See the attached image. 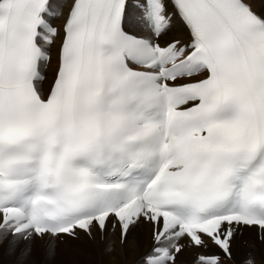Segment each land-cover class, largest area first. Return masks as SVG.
Instances as JSON below:
<instances>
[{"label":"snow or ice","instance_id":"6c2138e0","mask_svg":"<svg viewBox=\"0 0 264 264\" xmlns=\"http://www.w3.org/2000/svg\"><path fill=\"white\" fill-rule=\"evenodd\" d=\"M141 225L136 264H264V0H0V246Z\"/></svg>","mask_w":264,"mask_h":264},{"label":"bare ground","instance_id":"6f19581e","mask_svg":"<svg viewBox=\"0 0 264 264\" xmlns=\"http://www.w3.org/2000/svg\"><path fill=\"white\" fill-rule=\"evenodd\" d=\"M62 23H63L62 20H57L56 21L57 25H60ZM172 35L173 36H179V37H182V38H186L182 31L174 32ZM169 38H172V37H169ZM57 43H59V42H57ZM55 51L56 50L53 49V55L54 56H55ZM113 239H114V242H115L114 250L111 253L108 252L107 261L110 264H112V262L116 258H118V255H120L121 260H122V264H126L128 262V260L130 259V255H133L136 258V261H137L140 252L142 251L143 248H145L148 245V243L150 241V233H149V229H148V227L146 225H141L140 228L137 229L135 231V233L132 235V237L130 239V243H129V245L127 247L122 246L121 243H120L119 229H117V232H116L115 236L113 237ZM77 241L81 242V243H84V246L78 244ZM105 248H106L105 243H102L100 241L99 237L97 238V240L95 242L89 241L85 237H81L80 240H76V241L66 239L64 244H61L59 246V252H62V253L66 254L67 251H68L70 259H67L69 257L66 258L68 260V261H66L67 264H82L87 258V254H88V250L87 249H94L93 255L95 256V253H96L97 257L99 259H101L103 254L105 252H107L105 250ZM6 249H7V242H5V244L3 246H0V250L4 251L3 252V257L5 258L6 264H13L12 262H10L9 260L6 259V258H9V257L6 256L8 254ZM80 249H83L82 253L77 252ZM117 249L121 250V251L129 250V252H126V253L121 252V253H117L118 255H116L113 252H115ZM183 259H190V258L185 257ZM62 261L63 260L57 261L56 264H64Z\"/></svg>","mask_w":264,"mask_h":264},{"label":"rangeland","instance_id":"374dc122","mask_svg":"<svg viewBox=\"0 0 264 264\" xmlns=\"http://www.w3.org/2000/svg\"><path fill=\"white\" fill-rule=\"evenodd\" d=\"M65 242V241H64ZM64 242L62 243V244H64ZM77 243L78 244H80V245H82V246H84V243H81V242H78L77 241ZM61 245V244H60ZM7 250V249H6ZM88 250V254H87V258H86V260L82 263V264H110L108 261H107V254H108V252H105L104 254H103V256L101 257V259H99L98 257H97V254L95 253V256L93 255V253H94V249H87ZM82 251H83V249H80L79 251H77V252H80V253H82ZM3 250H0V263L1 264H6V262H5V258L3 257ZM121 252H124V253H126V252H129V250H126V251H121V250H116L115 252H113L114 254H116V255H118L117 253H121ZM68 254V251H67V253L65 254V253H62V252H59V256L57 257V261H60V260H63L62 262L64 263V264H67V262L66 261H68L67 259H70V257H69V254ZM5 255V254H4ZM7 257H9V258H6L7 260H9L10 262H12L13 264H14V261H13V258L9 255V254H7L6 255ZM67 257H69V258H67ZM67 258V259H66ZM136 263V258L133 256V255H130V259L128 260V262L126 263V264H135ZM112 264H122V260H121V257H120V255H118V258H116L113 262H112Z\"/></svg>","mask_w":264,"mask_h":264}]
</instances>
